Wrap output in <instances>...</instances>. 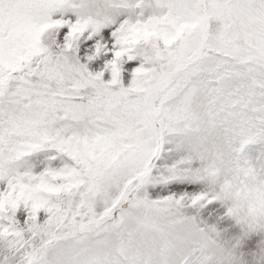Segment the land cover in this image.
Listing matches in <instances>:
<instances>
[{
  "label": "snow or ice",
  "instance_id": "snow-or-ice-1",
  "mask_svg": "<svg viewBox=\"0 0 264 264\" xmlns=\"http://www.w3.org/2000/svg\"><path fill=\"white\" fill-rule=\"evenodd\" d=\"M0 264H264V0H0Z\"/></svg>",
  "mask_w": 264,
  "mask_h": 264
}]
</instances>
